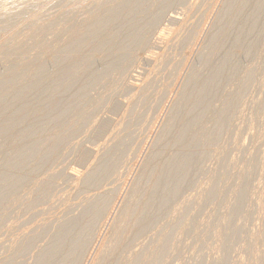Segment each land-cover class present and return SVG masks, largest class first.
Returning a JSON list of instances; mask_svg holds the SVG:
<instances>
[{
	"label": "rangeland",
	"instance_id": "374dc122",
	"mask_svg": "<svg viewBox=\"0 0 264 264\" xmlns=\"http://www.w3.org/2000/svg\"><path fill=\"white\" fill-rule=\"evenodd\" d=\"M23 1L0 0V52H5L10 47H14L17 39L23 40H21L22 46L16 52L0 56V83L6 82L3 85L4 89L0 91V99L7 96L8 101L12 102L16 98L17 93L12 92V90L18 87H21V90L27 85L30 86L33 84L32 79L34 81L33 85L39 86L37 80L40 75L39 79L43 78L41 86H35V88L33 85L27 86L28 90L26 88L28 91L26 93L30 99H27V103H36L41 100L44 93L47 94L48 92L49 94V90L52 87H57L52 79V74L54 73H57L61 77L69 78L68 80L66 79L69 84L62 80L65 82L63 87L65 85L64 88L68 89H66V92H63L64 95L60 94L58 97L60 99L62 96L60 103H62L63 97L68 99L69 97L66 96H70L71 98L68 99V103L75 99L77 106L78 100L76 96L83 89L85 95L82 92L81 97H83H78V99L80 98L78 108H76L78 110L75 109L69 115L66 113L68 115H65L66 117L63 116L64 114H61L63 117L59 114V122L57 120V124H54L55 126L36 127V123L32 121L34 118L29 119V124H27L28 119L24 121L21 116H18L19 109L17 107L19 104L18 106H7L6 112L1 114L0 175L4 173L8 177L0 178V193L3 194V197L0 199V264H40L42 255L58 241L63 222H70L72 220L70 217L74 220L75 215L80 216L81 214V217L85 216L86 211L83 212L80 209L84 207L86 210L84 203L86 196H94L96 193L102 192L109 196V200L112 202L110 203L112 210L109 208L110 215L109 211L103 212V221L99 223L100 225H97L98 223L95 225L97 226V231H101L100 233L103 235L96 231L93 243L90 244V247L88 245V247L83 249L81 264H240L239 262L241 264H253L256 261L255 256H258L261 252L264 254V235H262L264 233L262 232L264 231V218H262L264 216L262 213L264 212V174L262 172V164L264 166V140L262 141L264 139V84H262L264 83L262 82L264 80V0L244 2L239 9L240 11L237 9L230 15L231 22L229 21V25L222 30L218 29L217 24H219L225 15L228 0H212V2H215L213 4L210 2L209 9L207 7V9H204L205 11L199 10L203 8L196 9L195 14L197 16L193 12L195 15L193 17L191 13L190 20L193 21L191 24H197L199 28L196 25L192 28L193 24H189L190 34L182 36V44L181 46H177L180 49L177 48L179 52L177 49L174 51L173 47H170L172 49L170 54L173 55L168 57V61L166 60L168 63H164L166 66H162L159 69L158 64L163 62L164 57L148 61L144 59V55L146 56L149 50L162 53L168 47V37L158 42L156 39V33L162 27L169 26L170 31H174V40L178 38L177 31H179L180 25L171 21L169 22V16L176 15L177 12V15L182 13L186 7L188 8L189 2L188 0L173 1L175 3L172 2L171 4L174 6L169 3L168 9L165 8L166 12H164L165 10L163 11L162 18L157 23L155 29H153V33H150L151 40L149 39L148 43L150 45H147L148 48L142 46L141 50H139L140 48L137 49L139 50L137 56L135 54L137 50L134 51L135 53L131 54V56H135V58L129 57L134 61L128 59L130 63L128 61H125L127 64L124 62L126 68L122 67L118 70L114 69V71L112 69L111 71L113 72L105 70L103 57L104 52L107 50L105 47L108 46H102L106 49L104 52V48L102 49V47L94 52L92 51L93 49L91 50L87 46L89 49H85V56L81 57L84 62L79 61L80 65L78 64V67H73V71L71 69L72 73L68 69L67 72L69 74L65 73L64 68L58 69L51 62L53 59L43 54L42 50L45 48L54 49L69 38L70 34L74 31L84 33L90 25L97 23L102 18L103 12L107 8L109 9V7L116 5L117 3L115 2L117 0H107L99 6L84 9L82 14H73L76 18L72 16L73 19L70 22L59 20L56 17V13L58 14L60 9L69 6L73 0H31L30 2L21 4ZM164 1L168 3V0ZM154 2L156 0L153 1V4ZM148 3H146L148 8L152 6L151 11L145 5L147 11H144L148 13V16L153 11L155 13V11H160L162 8H159L162 4V2L158 4L159 0L154 5L150 4L152 0L148 1ZM210 5H213V7ZM15 6L19 7L13 12L4 13L3 10L5 8L9 7L12 9ZM156 7L159 9L157 10ZM144 11L143 13H145ZM148 11L151 12L149 13ZM143 13L141 16L146 17L147 13ZM234 14L238 15L235 16ZM243 15L245 16V21ZM183 17L185 18V15ZM250 18L252 19L250 20ZM45 21L50 23L57 22V25L43 33L39 29V26ZM225 21L221 22L223 26H226ZM239 22L243 24V27L238 24ZM247 24L249 25L247 26ZM229 27L231 28V34L227 32L230 31ZM191 31L194 32L192 33ZM222 32L225 35H222ZM259 33L261 35L258 37ZM193 34H196L194 35L195 38L193 37L192 39L195 43L192 40H189V42L187 39ZM25 35H28V38L24 37ZM241 36L242 38L245 36V39H242ZM221 38L223 39L220 41ZM225 38L226 40L228 38V40L226 41ZM91 39L94 41L93 36H86L85 41L87 40V42L85 44L91 45ZM183 39L185 43L187 42L186 44L184 43L185 45L183 44ZM216 40L220 41V53L217 48L214 50L219 42ZM177 41H175V44ZM222 41L225 43L223 44ZM252 41L254 42L253 44ZM142 50H144L143 55L140 54ZM213 54H215V58H213ZM210 57L213 58V61ZM229 58L230 60H228ZM209 60L212 62L210 61V63ZM223 63H226L224 66L225 72L227 71L226 73L224 69L222 71ZM207 64L209 65L207 66ZM233 65L236 66H234L235 71L231 72ZM90 66L95 68V80L92 83L90 82V84L88 83V85L85 84L86 86L83 84L80 87L82 77L84 76L79 78L80 82L78 77L83 75L81 73L88 70ZM220 70L224 72V75L221 72L219 73ZM76 71L80 76H78ZM106 71L108 72L106 73ZM213 71L220 74H216V81L214 79L211 81L215 77ZM233 73L234 77L232 76ZM198 74L199 76L205 75V77H200L201 80H205V78L206 80H210L209 83L211 82L210 85H213L214 91L216 90L215 84L218 87L217 89H220L219 91L216 90L217 94L214 93L217 95L215 97L218 101L214 100L216 98L211 97V95H214L212 94L214 91L210 86H208L210 91L208 88V91H204V93L208 92L207 94L202 93L203 95H201L200 92H203V90L195 92V88L197 89L195 87L197 86L196 83L201 82ZM73 75L77 77V82L71 81L74 78ZM35 76H37V80L34 78ZM210 76L213 77L211 78ZM223 76H225V79L226 77L229 78L230 81L225 80ZM4 78H6L5 81L3 80ZM191 78H195V80ZM136 79L138 81H135ZM86 81L84 83H87ZM194 81L197 82L195 83ZM30 82L32 83L30 84ZM70 82H73L72 85ZM190 83H192L193 87H191ZM129 84L134 87H131ZM146 84H148L147 86L152 84V90L147 89L149 91L146 90L147 93L145 91L142 92ZM69 85L73 89L69 90L70 87H66ZM75 85L79 86L75 87ZM191 90L194 91V94L198 93V97L207 96L202 103L205 104V101H210L213 104L214 102L212 106L217 109V112H215L216 109L212 106L208 110L209 108L205 109L202 107L204 104H199L200 107L198 106L199 108H197L201 110L195 108L196 110H193L194 114L192 110L189 111L191 113L188 112L191 115L189 117L191 122L189 119H186L189 114H185H188L187 117L185 116V119L186 121L189 120L188 123H190L185 129L186 131L189 128L184 138L188 137L190 144L188 146L178 145L179 143L175 145L174 141V146L171 145L170 147L172 143L165 145L169 133H173V136L172 133L170 134L172 139L178 137L179 128H182L185 124V122L179 123V125H182H178L179 128L175 127L176 120H178L176 118H178V114L184 107L183 104L188 101L191 95H194ZM76 92L79 94L76 95ZM142 93L144 94V98L146 95L149 99L146 98V102L142 101V99L136 101L140 96V98H143ZM208 96L211 98L207 101ZM43 97L46 98L45 96ZM58 98L56 100H59ZM67 99L63 100L67 102ZM211 99L214 101L212 102ZM45 101L48 102V99ZM140 102L142 103L140 104ZM154 102H156L157 106ZM143 103L144 105H142ZM62 106L61 109L66 108L65 105ZM79 107L82 108L81 110H89L88 112L83 111L84 114L87 113L88 118L84 114L85 117L81 116L82 111ZM197 110L199 113L203 112V114H198ZM142 112L144 113L142 114ZM205 113L208 114L206 115ZM136 114L138 115L136 116ZM192 114L195 116H192ZM199 115L205 117V124H207H204L206 128L203 131L199 129L200 127L197 126V129L194 124H191ZM201 116L197 123L200 121ZM42 118L43 116L37 119V122L39 120L40 124H42L46 117H44V120ZM207 121L208 123H206ZM31 122H34L35 128L33 129L29 127V125H33ZM181 122H183V119ZM191 129L196 132L193 133ZM190 131L193 136H189ZM181 138H183V135ZM104 144H106L105 148H103ZM29 145L33 146L32 150H28L30 148ZM54 145H58V148L55 149L56 151L48 152ZM200 151L202 155H200ZM204 151L206 154H204ZM17 152H27L30 154L25 166H15L14 158ZM187 153L193 154V158L204 155L200 161V167H192V170L188 173L190 177L188 176L182 181V183H185L181 184L180 192L175 193L172 196L173 198L171 197L172 199L166 205L164 213L162 212L157 219L155 218V222L154 220L152 221L151 228L149 227L145 232L137 233V235L135 233V235L132 234V241H130V238L127 240L128 242L126 241L122 245L123 248L119 247L122 244L123 234L138 211V201H143L144 195H148L150 191L154 192L156 184L166 178L168 172L166 164L172 158H175L177 154L182 156ZM114 165L118 168L116 169L117 173L113 176L114 178L117 177L115 180L112 177L113 179L110 181L103 182L96 191L87 187L84 178L88 169L93 166V169H102L106 166L111 168ZM239 169L242 171L241 173L244 170L247 176L241 177L239 173V179V175L237 174ZM73 170L79 171L81 176L83 175L81 179H75L71 175ZM14 179L27 181L28 185H25L27 184L25 183V187L22 185L20 186L21 188L17 187V185H13ZM202 182L205 184H202ZM26 186L28 187L26 188ZM83 191L87 192L86 194L89 192V195H84ZM81 193L82 195H80ZM157 194H160V192H157ZM189 196L191 197L189 198ZM74 203H80V206H77L79 204L74 205ZM257 205L259 206L258 208ZM259 213L262 215L260 216ZM78 216H76L77 220L80 218ZM261 219H263V226L259 223L262 222ZM258 223L261 224L262 227L258 226L263 228L262 231L258 226L255 227ZM158 224L160 225L157 226ZM81 225L88 226L84 222ZM99 227L101 230L98 229ZM258 231L261 234H258ZM253 234L261 235L263 240H260L261 242L259 241V243L256 241L257 244L254 243ZM100 235L101 237L98 239ZM102 237L103 239H101ZM252 238L254 242H252ZM145 240L146 242H144ZM140 242L142 244L141 248L139 247ZM25 243L28 246H25ZM20 246L23 247L21 248ZM135 247H138L137 250ZM19 255L21 256L17 257ZM53 264H60L58 258L53 259Z\"/></svg>",
	"mask_w": 264,
	"mask_h": 264
},
{
	"label": "bare ground",
	"instance_id": "6f19581e",
	"mask_svg": "<svg viewBox=\"0 0 264 264\" xmlns=\"http://www.w3.org/2000/svg\"><path fill=\"white\" fill-rule=\"evenodd\" d=\"M20 1V0H19ZM22 1V0H21ZM31 0H28V1H26V0H24L21 4H25V3H27V2H30ZM57 1V0H56ZM61 1V0H60ZM107 0H73V2L69 5V6H66V7H64V8H62V9H60L59 11V13L57 14L56 13V17L59 19V20H63V21H65V20H67L68 22H70L71 21V19H73L72 18V16H73V14H76V13H78V14H82L83 13V11H84V9H86V8H90V7H94V6H99L100 4H102V3H105ZM148 1H150V0H126V1H120V0H117V2H115V3H117L116 5H114V6H112V7H109V9L107 8L103 13V16H102V18L98 21V19H97V23H94V24H92V25H90L89 26V28L84 32V33H81L80 31H74L73 33H71L70 34V36H69V38H67L66 40H64L63 41V43L62 44H60V45H58V46H56L54 49H47V48H45V49H43L42 50V53L43 54H45L48 58H52L53 60H51V62H53L56 66H57V68L58 69H65V73L67 72V70L68 69H70V71H71V69L73 68V67H78V64H79V61H81V62H84V61H82V59H81V57H83V56H85V49H93L92 51H97L99 48H101L102 46H108V47H102V49H103V52L106 50V52H104V59H103V63H104V66H105V70H108V71H111L112 69H113V71H114V69L116 70H118V69H120V68H122V67H124V68H126L125 67V61H128V59H132V58H129V57H133V56H131V54H133V53H135L134 51H136L137 49H139V50H141V47L143 46L144 48L145 47H147V45H150L148 42H149V39L151 38L149 35H151L153 32L152 31H154L153 29H155V27H156V25H157V23H159V20L162 18L161 16L163 15L162 13H164V12H166V9L165 8H167L168 9V5H169V3L171 4L173 1H180V0H168V3H166L164 0L163 1H161V0H159V3L158 4H161L160 2H162V4H161V6H159V8H161V10L159 11L158 9H157V7H156V9L158 10L157 12L155 11V13H154V11L152 12V14L150 15V16H148V13L147 12H145V11H147L146 10V7L148 8V5H146V3H148ZM153 1L154 0H152V3H150V4H153ZM182 1V0H181ZM185 1V0H184ZM246 1H250V0H228V3H227V9H225L226 11H225V15H224V17L220 20V22H219V24H217L218 25V29L220 30H222L223 28H225V27H227L228 25H229V21H230V15H232L233 14V12H235L237 9H238V11H240L239 9H240V7L244 4V2H246ZM263 1V0H262ZM188 2H189V6H188V8L186 7V9L182 12V13H180V14H178L177 15V13H176V15H172L171 17L169 16V18H170V20H169V22L171 21L172 23H177V24H179L180 25V27H179V31H177V33H178V38L177 39H179L178 41H177V39L176 40H174L175 38H174V36H173V33H174V31L173 32H171L170 31V28H169V26H164V27H162L161 29H159V31L156 33V39H157V42L158 41H160V40H163V39H165V38H167L168 37V47L162 52V53H156L155 51H151V50H149V49H147V50H149L148 51V54L145 56L144 55V59L145 60H148V61H150V60H154L155 58L157 59V58H160V57H164V60H163V62L161 63V64H158V68L160 69L162 66H166L164 63L165 62H167L168 60H169V58L168 57H171V55H173V54H170V52L172 51V49L174 50V51H176V49L178 48L179 49V47H177V46H181V44H182V36L184 35H186V34H190V32H189V24H191V22H193V21H191L190 20V14L192 13L193 14V12H194V14H195V10L196 9H198V8H203V9H199V10H204L205 8L207 9V7H208V9H209V4H211L210 2H212V0H188ZM215 2V1H214ZM214 2H212V4L214 3ZM227 2V1H226ZM155 3H157V0H156V2H154V4ZM164 3V4H163ZM173 3H175V2H173ZM250 3V2H249ZM149 4V3H148ZM153 4V5H154ZM178 4V3H177ZM176 4V5H177ZM184 4V3H183ZM248 4V3H247ZM261 4V3H260ZM145 5H146V7H145ZM172 6H174L173 4H171ZM170 5V6H171ZM179 5V4H178ZM187 5H188V3H187ZM250 5H252V4H250ZM253 5H255L254 3H253ZM252 5V6H253ZM14 6V5H13ZM12 6V7H13ZM20 6V5H19ZM19 6H15V8H9V7H7V8H9V9H7V8H5L3 11H4V13H7V12H10V11H14L15 9H17ZM171 6V7H172ZM181 6V5H180ZM183 6V5H182ZM211 6V5H210ZM226 6V5H225ZM152 7V6H151ZM151 7H149L148 8V10H151ZM170 7V8H171ZM211 7H213V5L211 6ZM154 8H155V6H154ZM154 8H153V10H154ZM169 8V9H170ZM256 8V7H255ZM263 8V7H262ZM155 9V10H156ZM251 9V8H250ZM258 9V8H257ZM145 10V11H144ZM165 10V11H164ZM173 10V9H172ZM199 10H197V11H199ZM260 10H262V9H260ZM259 10V11H260ZM143 11L145 12V13H143ZM152 11V10H151ZM150 11V12H151ZM164 11V12H163ZM205 11V10H204ZM203 11V12H204ZM206 11H208V10H206ZM246 11V10H245ZM149 12V11H148ZM149 12V13H150ZM201 12V11H200ZM224 12V11H223ZM261 12V11H260ZM260 12H258V13H260ZM146 14L147 13V16L146 17H142L141 16V14ZM196 13H198V12H196ZM248 12H246V14H247ZM251 13V12H250ZM254 13V12H253ZM257 13V12H256ZM193 14V17L196 15H194ZM238 14H239V12H238ZM237 14V15H238ZM244 14V13H243ZM171 15V14H170ZM185 15V18L183 17ZM223 15V14H222ZM235 15V14H234ZM237 15H235V16H237ZM247 15H249V14H247ZM257 15H259V14H257ZM145 16V15H144ZM197 16V15H196ZM255 16V15H254ZM73 17H75V16H73ZM79 17V16H78ZM244 15H243V19H244ZM251 17V16H250ZM263 17V16H262ZM76 18V17H75ZM200 18V17H199ZM241 18V17H240ZM234 19H235V17H234ZM252 18H250V20H251ZM255 19V18H254ZM192 20H194L193 18H192ZM226 20V21H225ZM236 20V19H235ZM239 20V19H238ZM237 20V21H238ZM241 20H242V18H241ZM241 20H240V22H241ZM256 20V19H255ZM261 20V19H260ZM75 21V20H74ZM195 21V20H194ZM198 21V20H197ZM222 21H225L226 22V26L224 25H222ZM234 21V20H233ZM236 21V22H237ZM244 21H245V19H244ZM247 21L248 22H250L248 19H247ZM72 22H73V20H72ZM133 22V23H132ZM164 22V21H163ZM199 22V21H198ZM202 22H203V20H202ZM231 22V21H230ZM240 22L238 23L239 25H241L242 27H243V24H240ZM254 22V21H253ZM258 22V21H257ZM261 22V21H260ZM259 22V23H260ZM195 23V22H194ZM200 23H201V21H200ZM224 23V22H223ZM241 23H243V22H241ZM258 23V24H259ZM193 24V23H192ZM191 24V25H192ZM258 24H255V25H258ZM57 25V22H53V23H50V22H48V21H45V22H42L41 24H40V26H39V29L41 30V32H43V33H45L48 29H50V28H52V27H55ZM190 25V26H191ZM197 26V24H193L192 25V28H194V26ZM201 25V24H200ZM221 25V26H220ZM235 25H237V24H235ZM249 24H247V26H248ZM202 26V25H201ZM246 26V27H247ZM254 26V25H253ZM259 26H260V24H259ZM234 27V26H233ZM245 27V29H247ZM256 27V26H255ZM258 27V26H257ZM197 28H199V26H197ZM230 28V27H229ZM240 28V27H239ZM252 28V27H251ZM195 29H196V27H195ZM237 29V28H236ZM243 29V28H242ZM257 29V28H256ZM255 29V30H256ZM115 31V33H114V35H113V32ZM194 30V29H193ZM199 30V29H198ZM250 30V29H249ZM258 30V29H257ZM260 30V29H259ZM155 31H157V30H155ZM195 31H197V30H195ZM225 31H227V30H225ZM233 31V30H232ZM238 31V30H237ZM239 31H240V29H239ZM192 32V31H191ZM194 32V31H193ZM192 32V33H193ZM227 32H229L228 34H231V28H230V31H227ZM226 32V33H227ZM242 32V31H241ZM246 32V31H245ZM255 32V31H254ZM151 33V34H150ZM176 33V32H175ZM182 33H185V34H182ZM234 33V32H233ZM238 33V32H237ZM249 33V32H248ZM256 33V32H255ZM258 33V32H257ZM227 34V35H228ZM239 34V33H238ZM194 35H196V34H193V35H191L189 38H187L188 39V41L189 40H192L193 39V37H194ZM222 35H225L224 34V32H222ZM233 35V34H232ZM231 35V36H232ZM234 35H235V33H234ZM244 35V34H243ZM251 36H252V34H250ZM254 35V34H253ZM259 35H261L260 33L258 34V37H259ZM28 35H25L24 37H27ZM86 36H93L94 37V41H92V39H91V41H90V43H91V45L90 44H88V45H86L85 44V42H87V40L85 41V37ZM181 36V37H180ZM183 36V37H184ZM249 36V35H248ZM256 36V35H255ZM238 37V36H237ZM245 37V36H244ZM243 37V38H244ZM28 38V37H27ZM195 38V37H194ZM241 38H242V36H241ZM240 38V39H241ZM242 38V39H243ZM21 39V38H20ZM154 39V38H153ZM186 39V40H187ZM223 38H221L220 39V41L222 40ZM231 39H233V38H231ZM237 39V38H236ZM239 39V40H240ZM245 39V38H244ZM252 39V38H251ZM17 40H19V39H17ZM16 40V42H15V46L14 47H10L7 51H5V52H0V56H2V55H4L5 54V56H6V53H8V54H10V53H14V52H16V50L20 47V46H22V42H21V40H19V41H17ZM90 40V39H89ZM151 40V39H150ZM225 40H226V38H225ZM224 40V41H225ZM227 40H228V38H227ZM226 40V41H227ZM230 40V39H229ZM235 40V39H234ZM248 40V39H247ZM23 41V40H22ZM25 42H26V40H24ZM175 41H177V43L175 44ZM181 41V42H180ZM185 40L183 39V44L185 43L184 42ZM216 41H219V40H216ZM220 41L218 42V44H217V47H215L214 48V50L217 48V50H218V52L220 51V48H219V46H220ZM231 41V40H230ZM233 41V40H232ZM190 42V41H189ZM188 42V44H190ZM192 42L193 43H195L193 40H192ZM234 42V41H233ZM245 42V41H244ZM250 42V41H249ZM153 43H155V42H153ZM180 43V44H179ZM187 43V42H186ZM185 43V44H186ZM192 43V44H193ZM222 43H223V41H222ZM225 43V42H224ZM223 43V44H224ZM254 42L252 41V44H253ZM255 43H257L256 41H255ZM184 44V45H185ZM251 44V43H250ZM90 45V46H89ZM154 45V44H153ZM89 48H88V47ZM223 46V45H222ZM231 46V45H230ZM237 46V45H236ZM236 46H235V48H236ZM142 47V48H143ZM172 49H171V48ZM183 47V46H182ZM221 47V46H220ZM224 47V46H223ZM243 47V46H242ZM257 47V46H256ZM171 50H170V49ZM229 48V47H228ZM247 48V47H246ZM102 49H100V50H102ZM178 49H177V51H178ZM244 49V48H243ZM90 50V51H91ZM139 50H137L136 51V56H137V52L139 51ZM145 50V49H144ZM144 50H142V51H140V54H142L143 55V51ZM160 50H162V49H160ZM169 50V51H168ZM180 50V49H179ZM217 50H216V52H217ZM222 50V49H221ZM252 50V49H251ZM102 52V51H101ZM179 52V51H178ZM177 52V53H178ZM215 52V51H214ZM213 52V53H214ZM215 52V53H216ZM231 52V51H230ZM234 52V51H233ZM263 52V51H262ZM87 53V52H86ZM91 53H93V52H91ZM139 53V52H138ZM146 53V52H145ZM176 53V54H177ZM220 53V52H219ZM225 53V52H224ZM241 53V52H240ZM251 54V53H250ZM260 54V53H259ZM262 54V53H261ZM88 55H90L89 53H88ZM87 55V56H88ZM141 55V56H142ZM170 55V56H169ZM174 55H175V52H174ZM213 55H214V57H213ZM212 55V57L213 58H215V54H213ZM217 55V54H216ZM220 55V54H219ZM227 55H228V53H227ZM230 55V54H229ZM242 55V54H241ZM139 56V55H138ZM173 57V56H172ZM233 57H234V55H233ZM232 57V58H233ZM135 58V56L133 57V59ZM209 58V57H208ZM211 58V57H210ZM213 58H211V60L213 59ZM226 58V57H225ZM132 59V60H133ZM168 59V60H167ZM171 59V58H170ZM173 59V58H172ZM235 59V58H234ZM261 59V58H260ZM167 60V61H166ZM211 60H209V62L211 61ZM228 60H230V58L228 59ZM232 61H233V59H231ZM237 60V59H236ZM134 61V60H133ZM213 61V60H212ZM211 61V62H212ZM217 61V60H216ZM225 61V60H224ZM235 61V60H234ZM258 61V60H257ZM80 62V63H81ZM125 62V63H124ZM132 62V61H131ZM170 62V61H169ZM208 62V61H207ZM206 62V63H207ZM208 62V63H209ZM210 62V63H211ZM215 62V61H214ZM231 62V61H230ZM128 63H130L129 61H128ZM168 63V62H167ZM227 63H228V61H227ZM235 63V62H234ZM127 64V63H126ZM164 64V65H163ZM217 65H218V63H216ZM215 64V65H216ZM226 64V63H225ZM225 64L223 63V68H222V71H223V69H224V66H225ZM251 64V63H250ZM253 64V63H252ZM80 65V64H79ZM131 65V64H130ZM209 64H207V66H208ZM211 65V64H210ZM220 65V64H219ZM230 65V64H229ZM206 66V67H207ZM234 66L235 65H233V70L231 71V72H233V71H235L234 69ZM249 66V65H248ZM128 67V66H127ZM210 67V66H209ZM236 67V66H235ZM123 68V69H124ZM215 68V67H214ZM219 68H221V67H219ZM230 68V67H229ZM228 68V71L230 70ZM76 69V68H75ZM95 68L93 67V66H90L89 68H88V70H86L84 73H81V74H83V75H81L80 76V74H78V72L76 71V73L78 74V76H80V77H78V79L79 78H81L82 76H84V77H82L83 79L81 80V85L79 84V83H77V84H79L80 85V87L84 84H86V85H88V83L90 84V82L92 83L94 80H95V74L94 73H96V71L94 70ZM74 69H72V71H73ZM104 70V69H103ZM162 70V69H161ZM225 70L226 69H224V72H225ZM72 71H71V73H72ZM108 71H106V73L108 72ZM113 71H111V72H113ZM159 71V70H158ZM205 71V70H204ZM211 71V70H210ZM209 71V72H210ZM215 71V70H214ZM213 71V73H214V75H215V77L214 78H212L213 76H210L209 78L211 79V81L214 79L215 81L217 80V78H216V74H218V73H215V72H217V71H215L214 72ZM75 72V71H74ZM73 72V73H74ZM105 72V71H104ZM123 72V71H122ZM198 72V71H197ZM221 72V70L219 71V73ZM224 72H221V74L222 75H224L223 73ZM227 72V71H226ZM225 72V73H226ZM230 72V71H229ZM228 72V73H229ZM244 72H246V71H244ZM68 73V72H67ZM71 73H70V75H71ZM200 73V72H199ZM206 73V72H205ZM205 73H203V74H205ZM235 73V72H234ZM234 73H233V77H234ZM69 74V73H68ZM121 74V73H120ZM231 74V73H230ZM229 74V75H230ZM74 75H75V73H74ZM73 75V77L75 78H73V80H71V81H73V82H77V77H75ZM193 75V74H192ZM211 75H212V73H211ZM218 75H220V74H218ZM217 75V76H218ZM229 75H226V76H229ZM242 75V74H241ZM40 76V75H39ZM39 76H38V80H37V76H35L34 78L38 81L37 83H38V85L39 86H41L42 84H43V78H40L39 79ZM135 76V75H134ZM195 76V75H194ZM204 77H205V75H203ZM203 76H199V74H198V77H199V79H200V77H203ZM209 76V75H208ZM232 76H229V77H232ZM42 77V76H41ZM193 77V76H192ZM207 77V76H206ZM224 77V79H225V76H223ZM8 78V77H7ZM11 78V77H10ZM9 78V79H10ZM84 78H85V80H84ZM197 78V77H196ZM209 78H207V79H209ZM216 78V79H215ZM220 78V77H219ZM34 79V80H35ZM51 79V78H50ZM52 79H53V81L56 83V85H57V87H52L50 90H49V94H48V92H47V94H45L44 93V95L43 96H45L46 98H44L42 95V97H41V100H39V101H41V102H36V103H27V99H29V96H28V94L26 93V92H28L27 90H28V88H27V86H29V85H27L26 87H24V88H22L21 90H20V88L21 87H18V88H16V89H13L12 90V92H17L16 93V98L12 101V102H9L8 101V97L7 96H5V97H3V98H1L0 99V117H1V114L3 113L4 114V112H6L5 111V109H6V107L7 106H9V105H12V106H14V105H17L18 106V104H19V106L17 107V109H19V111H18V116H21V118H23L24 119V121L25 120H27L28 119V123L27 124H29V119H31V118H34V120H32V121H34L36 124V127L37 126H41V127H44V126H47V127H50V126H53L56 122H57V120L59 119L58 118V116H59V114L61 115V114H64L63 116H68L69 115V113H71V112H74L75 111V109L76 108H78L77 106H78V104H79V102L78 101H80V98L78 99V97H81V95H82V92H83V94L85 93L84 92V89L83 90H81L82 92H79V93H77L76 92V95L77 94H79V95H73V97L74 98H76L78 101H77V106H76V100L74 99V101L73 100H71V102L70 103H68V99H70L71 97L70 96H66V97H69L68 99L67 98H64L63 97V99H67V102L66 101H64L63 99H62V103L65 105V109L63 110V109H61V106L63 105L62 103H60L61 102V97H60V99L58 98L59 96H60V94L61 95H64V91L66 92V89H68V88H64L65 87V85H64V87H63V84L65 83V82H63V81H66V79H67V77H65L64 78V76L63 77H61V76H59L57 73H54V74H52ZM65 79V80H64ZM69 79V78H68ZM67 79V80H68ZM71 79V78H70ZM173 79V78H172ZM171 79V80H172ZM191 79H194L195 80V78H191ZM231 79H233V78H231ZM4 81L6 80V78H4L3 79ZM63 80V81H62ZM84 80V81H83ZM87 80V81H86ZM118 80H119V78H118ZM123 80V79H122ZM151 80V79H150ZM153 80V79H152ZM155 80V79H154ZM201 80V79H200ZM225 80H228V81H230L229 80V78H227L226 77V79ZM83 81V82H82ZM87 82V83H84V82ZM135 81H138L137 79L135 80ZM199 81V80H198ZM209 81L210 80H206V78H205V80H201V82L199 83V82H195L196 83V85L197 86H195V83L193 82V85L195 86V87H197V89L195 88V92H200V91H202L203 90V92H200V94L201 95H203V94H205L204 93V91H208V86H210V88L213 86H211L210 85V83H209ZM214 81V82H215ZM221 82H222V80H220ZM239 81V80H238ZM0 82H1V80H0ZM7 82H8V80H7ZM32 82H33V84H34V81H33V79H32ZM32 82H30V84L32 83ZM63 82V83H62ZM73 82H70L71 83V85H72V83ZM79 82H80V79H79ZM113 82V81H112ZM112 82H111V86H112ZM128 82V81H127ZM173 82V81H172ZM189 82H191V81H189ZM213 82V83H214ZM262 82H264V80L262 81ZM6 83V82H5ZM5 83H3V84H1L0 83V91L1 90H3L4 89V87H3V85L5 84ZM66 83H68L67 81H66ZM153 83V82H152ZM209 83V84H208ZM212 83V84H213ZM218 83V82H217ZM33 84H31L30 86H32ZM35 84H36V81H35ZM62 84V85H61ZM69 84V83H68ZM76 84V83H75ZM107 84H109V83H107ZM133 85H135L134 83H132ZM191 85H192V83H190ZM189 84V85H190ZM223 84V83H222ZM226 84H227V82H226ZM262 84H264V83H262ZM78 85V86H79ZM85 85V86H86ZM106 85V84H105ZM115 85V84H114ZM131 87H134L133 85H131V84H129ZM148 84H146V86L142 89V92L143 91H145V93H147L146 92V90L148 89V90H152L151 89V86H152V84L150 85L149 84V86H147ZM167 85V84H166ZM172 85V84H171ZM193 85L191 86V87H193ZM220 85V84H219ZM218 85V86H219ZM259 85H261V84H259ZM29 86V87H30ZM36 87H39V86H37V85H35ZM35 86L33 85V87L35 88ZM77 85H75V87H76ZM77 86V87H78ZM107 86H109V85H107ZM222 86V85H221ZM66 87H70V85L69 86H66ZM72 87V86H71ZM69 88V90L70 89H73V87H74V84H73V87L72 88ZM149 87V88H148ZM153 87H154V84H153ZM215 89L216 90H218L217 88V86H216V84H215ZM225 87H227V86H225ZM26 88H27V90H26ZM42 88V87H41ZM111 88V87H110ZM118 88V87H117ZM208 88V89H207ZM220 88V87H219ZM37 89V88H36ZM64 89V90H63ZM134 89V88H133ZM199 89V90H198ZM26 90V91H25ZM39 90V89H38ZM42 90V89H41ZM40 90V91H41ZM147 90V91H148ZM194 90V89H193ZM193 90H191L192 91V93L194 94V91ZM212 90L214 91V88L212 87ZM216 90L212 93V94H214V93H216L217 94V92H216ZM220 90V89H219ZM218 90V91H219ZM31 91V90H30ZM109 91H111V90H109ZM209 91H210V89H209ZM27 94H25V93ZM42 92V91H41ZM67 92H69V91H67ZM149 92V91H148ZM109 93V92H108ZM122 93V92H121ZM151 93H152V91H151ZM203 93V94H202ZM208 93V92H207ZM206 93V94H207ZM211 93V92H210ZM43 94V93H42ZM110 94V93H109ZM67 95H69V94H67ZM85 95V94H84ZM125 95V94H124ZM141 95H143V98H137V100L136 101H138L139 99H142V101H145L146 102V95H145V98H144V94L142 93ZM148 95V94H147ZM196 95H197V97H196ZM209 95V94H208ZM211 95V94H210ZM48 96V97H47ZM54 96H56V97H54ZM113 96V95H112ZM135 96V95H134ZM149 96V95H148ZM199 96V94L198 93H196V94H194V95H191L190 96V98L188 99V101L187 102H185L184 104H183V108H182V110H181V112L177 115L178 116V118H176V119H178V120H176V126L175 127H178L179 128V126H181L182 124H180L179 125V123H184L185 122V124L183 125V127L182 128H179L180 129V132H179V136L177 135V134H175V135H177L178 137H175L174 139H172V137H170V134L172 133H169V137L171 138H169V137H167V143L165 142V145H167V144H170V143H172V144H170V147H171V145H173V143H174V141H175V145L176 144H178V145H183V146H188L190 143H189V141H188V137H186V138H184V136H185V133L189 130V128L185 131V129L187 128V126L189 125V123L191 122V119H189V117H191V115L189 114V113H191V112H189V111H191L192 110V113L196 110V109H198L200 106H199V104L200 105H202V104H204V103H202L203 101H204V99H205V97H207V96H205V97H202V96H200V97H198ZM215 96H217V95H211V97H214V98H216ZM73 97H72V99H73ZM83 97V96H82ZM81 97V98H82ZM116 97H119V96H116ZM125 97V96H124ZM211 97H209L208 96V98H207V101L208 100H210V98ZM56 98H58L59 100H56ZM110 98V97H109ZM151 98V97H150ZM222 98H224V97H222ZM39 99V98H38ZM46 99H48V102H46L45 100ZM121 99V98H120ZM147 99H149V98H147ZM160 99V98H159ZM158 99V100H159ZM30 100V99H29ZM43 100V101H42ZM129 100V99H128ZM130 100H132V99H130ZM157 100V101H158ZM215 101L217 100L218 101V99L216 98V99H214ZM213 100V101H214ZM221 100V99H220ZM59 101V102H58ZM154 101H156V100H154ZM156 101V102H157ZM211 101H212V99H211ZM212 101V102H213ZM224 101H225V99H224ZM30 102V101H29ZM35 102V101H34ZM144 102V103H145ZM148 102V101H147ZM156 102H154L155 104H156ZM68 105H67V104ZM142 102H140V104H141ZM144 103L142 104V105H144ZM150 103V102H149ZM152 103V102H151ZM126 104H127V102H126ZM135 104H136V102H135ZM139 104V103H138ZM213 104H214V102H213ZM210 101H208V102H206L205 101V104H204V106L202 105V107L203 108H209V107H211L212 105H213ZM59 105H61V106H59ZM63 105V106H64ZM82 105V104H81ZM137 105V104H136ZM148 105V104H147ZM11 106V107H12ZM62 106V107H63ZM113 106V105H112ZM130 106V105H129ZM138 106V105H137ZM152 106V105H151ZM156 106H157V104H156ZM199 106V107H198ZM216 106V105H215ZM10 107V106H9ZM142 107V106H141ZM146 107V106H145ZM198 107V108H197ZM214 109H216L214 106H212ZM13 108V107H12ZM15 108V107H14ZM80 108V107H79ZM83 108H84V106H83ZM97 108V107H96ZM136 108V107H135ZM139 108H140V105H139ZM196 108V109H195ZM7 109H8V107H7ZM6 109V110H7ZM82 108H80V110H81ZM143 109V108H142ZM195 109V110H194ZM214 109H212V110H214ZM76 110H78V109H76ZM85 109H83V110H81L82 112V115H81V113H80V115L81 116H86L87 115V113H83V111H84ZM141 110V109H140ZM194 110V111H193ZM198 110H201V109H198ZM197 110V111H198ZM203 110V109H202ZM208 110H210V108L208 109ZM86 112H88L87 110H85ZM136 111V110H135ZM143 111H145V110H143ZM215 111V110H214ZM213 111V112H214ZM77 113H78V111H76ZM137 112V111H136ZM140 112V111H139ZM138 112V113H139ZM189 112V113H188ZM203 112H205L204 110H203ZM203 112H200L201 113V115L203 114ZM210 112V111H209ZM208 112V113H209ZM215 112H217V109H216V111ZM66 113H68V115L66 114ZM76 113V114H77ZM91 113V112H90ZM141 113V112H140ZM139 113V114H140ZM144 112H142V114H143ZM186 113H188L187 115H188V117H187V115H185ZM198 114H200L199 113V111L197 112ZM207 113V114H208ZM84 114V115H83ZM89 114V113H88ZM92 114H93V112H92ZM194 114V113H193ZM192 114V116H195V115H197L196 113H195V115H193ZM206 114V113H205ZM206 114V115H207ZM78 115V114H77ZM94 115V114H93ZM138 114H136V116H137ZM184 115V116H183ZM201 115H199V117L201 116ZM43 116V118H42V120H44L45 118L44 117H46V119L44 120V122L42 123V121H41V123L42 124H40V122H39V120H38V122H37V119H39L40 117H42ZM62 116V115H61ZM60 116V117H61ZM62 116V117H63ZM65 116V117H66ZM79 116V115H78ZM84 116V117H85ZM142 116V115H141ZM176 116V117H177ZM187 118H186V117ZM198 116V115H197ZM197 116H196V118H197ZM77 117V116H76ZM80 117V116H79ZM84 117H82L83 119H84ZM87 118H88V115L86 116ZM93 117V116H92ZM135 117V116H134ZM199 117L195 120V117H194V122L193 123H191V124H194V126L195 127H200L199 129L200 130H205V126H204V124H205V117L204 116H201V119H200V121L197 123V121H198V119H199ZM91 118V117H90ZM94 118V117H93ZM136 118V117H135ZM138 118V117H137ZM140 118V117H139ZM189 119L190 120V122L188 123V121L189 120H187L186 121V119ZM182 119H183V122H181L182 121ZM85 120V119H84ZM94 120V119H93ZM137 120V119H136ZM193 120V119H192ZM207 120V119H206ZM209 120V119H208ZM264 120V119H263ZM31 121V120H30ZM87 121V120H86ZM90 121V120H89ZM91 121H92V118H91ZM90 121V122H91ZM34 122H31V124H33ZM58 122H59V120H58ZM98 122V121H97ZM101 122V121H100ZM210 122V121H209ZM211 122H212V120H211ZM89 123V122H88ZM91 123H93V122H91ZM95 123H96V121H95ZM135 123H136V121H135ZM206 123H208V121L206 122ZM57 124V123H56ZM87 124V123H86ZM263 124H264V122H263ZM179 125V126H178ZM205 125H207V124H205ZM209 125V124H208ZM33 126V127H32ZM55 126V125H54ZM131 126V125H130ZM133 126V125H132ZM28 127V126H27ZM29 127H31V129H33V128H35V126H34V124L33 125H29ZM28 127V128H29ZM85 127V126H84ZM198 127H197V129H198ZM132 128V127H131ZM127 129V128H126ZM178 129V130H179ZM20 130H22V129H20ZM177 130V131H178ZM194 130V129H193ZM103 131V130H102ZM127 131V130H126ZM175 131H176V129H175ZM185 131V132H184ZM191 131H192V129H191ZM191 131H190V135L189 136H193V134L191 133ZM72 132H75V131H72ZM78 132V131H77ZM76 132V133H77ZM81 132V131H80ZM100 132V131H99ZM174 132V131H173ZM193 133L194 132H196V131H192ZM101 133V132H100ZM184 133V134H183ZM72 134V133H71ZM79 134V133H78ZM118 134V133H117ZM120 134V133H119ZM264 134V133H263ZM100 135H102V134H100ZM174 135V136H175ZM182 135H183V138H181L182 137ZM119 136V135H118ZM172 136H173V133H172ZM264 136V135H263ZM262 136V137H263ZM261 137V138H262ZM113 138V137H112ZM255 138V137H254ZM117 139V138H116ZM260 139V138H259ZM112 140V139H111ZM264 139H262V141H263ZM261 141V140H260ZM261 141V142H262ZM259 142V141H258ZM264 143V142H263ZM260 144V143H259ZM258 145V144H257ZM263 145V144H262ZM30 146V148L28 149V150H32L33 149V146L32 145H29ZM105 146H106V144H104L103 145V148H105ZM174 146V145H173ZM259 146V145H258ZM1 147H3V146H1ZM178 147V146H177ZM263 147V146H262ZM4 148H5V146H4ZM58 148V145H54V146H52L50 149H49V151L48 152H54V151H56L55 149H57ZM174 148V147H173ZM254 149V148H253ZM4 150V149H3ZM206 150H208V149H206ZM201 152V151H200ZM202 152H203V150H202ZM202 152H201V154L200 155H202ZM255 152V151H254ZM264 152V151H263ZM179 153V152H178ZM186 153V152H185ZM212 153V152H211ZM204 154H206L205 153V151H204ZM216 154V153H215ZM30 154L29 153H22V152H17L16 154H15V158H14V163H15V166L16 167H22V166H25L26 165V163H27V160H28V156H29ZM199 155V154H198ZM194 156L195 158H193V154H191V153H187L186 155H180V154H177V156H175V158H172L171 160H170V162H168L167 164H166V168H167V176H166V178L165 179H162L161 181H159L157 184H156V186H155V191L153 192V191H150L149 192V196L148 195H144V197H143V201H138V204H137V208H138V211L136 212V214L134 215V217H133V219H132V221L129 223V225H128V227H127V229H126V231H125V233L123 234V238H122V244L119 246V247H122V245H124L125 243H126V241L128 240V239H130V241H132V237H131V235L132 234H136L137 235V233H142L143 231L145 232V230L146 229H149V227H150V225H152L153 223H152V221L156 218H158V216L164 211V209H165V207H166V205L169 203V200H171L173 197V195L175 194V193H178V192H180L179 190H180V186H181V184H184V183H182V181L183 180H185V178H187L189 175H188V173H190V171L192 170V167L194 168L195 166L197 167V168H199L200 167V161H201V159L204 157V155L203 156ZM252 155V154H251ZM171 156V155H170ZM264 156V155H263ZM207 160H208V158H206ZM214 159V158H213ZM264 159V158H263ZM208 162V161H207ZM261 162H263V161H261ZM207 165V164H206ZM199 166V167H198ZM94 167V166H93ZM93 167L92 168H90V169H88V172L87 173H85V182H86V185H87V187H89V189H95L94 191H96L97 190V188L103 183V182H107L108 180L110 181L111 179H113L114 177L113 176H115V173H117L116 172V169H118V168H116V165H114L113 167H111V168H108L107 166L105 167V168H102V169H93ZM195 167V168H196ZM188 169H189V171H188ZM263 169V170H262ZM262 172H263V174H264V166H263V164H262ZM241 170H243V169H241ZM118 171V170H117ZM193 171H194V169H193ZM199 171V170H198ZM198 171H196V172H198ZM239 171H240V169H239ZM238 171V175H239V173L241 174V177H245V176H247L246 174H245V172H244V170H243V173H241L242 171H240L239 172ZM85 172V171H84ZM202 172V171H201ZM83 173V172H82ZM200 173V172H199ZM198 173V174H199ZM169 174V175H168ZM71 175L75 178V179H81V177L83 176H81V174H80V172L79 171H76V170H73L72 172H71ZM119 175V174H118ZM262 175V174H261ZM116 176H117V174H116ZM199 176V175H198ZM236 176V175H235ZM8 177V175L7 174H1L0 175V178H7ZM113 177V178H112ZM190 177V176H189ZM200 177V176H199ZM237 177V176H236ZM115 178H117V177H115ZM115 178H114V180H115ZM239 179H240V175H239V177H238ZM193 179V178H192ZM198 179V178H197ZM199 180V179H198ZM237 180V179H236ZM189 181V180H188ZM191 181V180H190ZM193 182H194V179H193ZM25 183H27V181H20L19 179H14L13 180V185H17V187H20L21 185L23 186V187H25L24 186V184ZM111 183H113V182H111ZM202 184H205V183H203L202 182ZM202 184H201V187H202ZM25 185H28V183L27 184H25ZM185 186V185H184ZM199 186V185H198ZM239 186V185H238ZM22 187V188H23ZM28 186H26V188H27ZM86 187V188H87ZM21 188V187H20ZM183 188V187H182ZM190 188V187H189ZM188 188V189H189ZM193 188V187H192ZM260 188V187H259ZM23 189H25V188H23ZM88 189V188H87ZM199 189V188H198ZM203 189V188H202ZM263 189V188H262ZM92 190V191H93ZM86 191V190H85ZM88 191V190H87ZM90 191V190H89ZM254 191H255V189H254ZM91 192V191H90ZM157 192H160V194H157ZM235 192V191H234ZM83 193H84V195L87 193H85L84 191H83ZM80 195H82V193L80 194ZM86 195H89V192H88V194H86ZM191 195V194H190ZM195 195V194H194ZM147 196V197H146ZM196 196H197V194H196ZM221 196V195H220ZM233 196V195H232ZM3 197V194L2 193H0V199ZM79 197V196H78ZM146 197V198H145ZM172 197V198H171ZM191 196H189V198H190ZM188 198V197H187ZM81 199V198H80ZM77 200V199H76ZM82 200V199H81ZM176 200V199H175ZM194 200V199H193ZM83 201V200H82ZM82 201H81V203H82ZM259 201V200H258ZM79 202V201H78ZM260 202V201H259ZM84 203H85V208H86V210L84 209V207H83V209H80V210H82L83 212H85L86 211V213H85V216L83 215V217H81L82 215L80 214V216H78V215H75V219L77 220V217L76 216H78V218L80 217V218H82L81 220H80V218L76 221L75 219V221L73 220V218L72 217H70V219H72L71 221L68 219V217H67V219L70 221V222H63V224H62V227H61V230H60V233H59V236H58V241L55 243V245L54 246H52L46 253H44V255H42V260H41V262H40V264H53V259H55V258H58V261H59V263L60 264H81V257H82V255H83V249L85 248V247H88V245H89V247H90V244H92L93 243V240H94V238L96 237L95 235H96V233L97 232H99V230L97 231V226H95L97 223V225H100L99 223L100 222H102L103 221V219H102V213L103 212H105V211H109V215H110V209L112 208V205H111V208H110V203H112L110 200H109V196L108 195H106V194H104V192H102V193H96L94 196H86V198H85V200H84ZM180 203H181V201H180ZM76 203H74V205H75ZM77 204H79V205H77ZM76 205L77 206H80V203H77ZM179 204V203H178ZM262 204V203H261ZM82 205V204H81ZM259 205V204H258ZM257 205V208L259 207ZM84 206V205H83ZM178 206V205H177ZM180 206V205H179ZM182 206H183V204H182ZM182 206H180V207H182ZM74 207V206H73ZM76 207V206H75ZM264 207V206H263ZM262 207V208H263ZM77 208V207H76ZM110 208V209H109ZM78 209V208H77ZM109 209V210H108ZM162 209V210H161ZM73 210V209H72ZM112 210V209H111ZM181 211V210H180ZM263 211V210H262ZM78 212H79V210H78ZM81 212V211H80ZM259 212V211H258ZM72 213V212H71ZM164 213V212H163ZM172 213V212H171ZM170 213V215H172ZM223 213V212H222ZM263 214H264V212H262ZM70 214V213H69ZM175 214V213H174ZM260 214V213H259ZM253 215V214H252ZM262 214H260V216H261ZM70 216V215H69ZM248 216V215H247ZM257 216V215H256ZM73 217H74V214H73ZM225 217V216H224ZM259 217V216H258ZM161 218V217H160ZM246 218V217H245ZM262 218H264V216L262 217ZM109 219V218H108ZM155 219V220H156ZM226 219V218H225ZM225 219H223V220H225ZM259 219H260V217H259ZM67 220V221H68ZM110 220V219H109ZM155 220H154V222H155ZM172 220V219H171ZM222 220V221H223ZM105 221V220H104ZM107 221V220H106ZM168 221V220H167ZM221 221V220H220ZM261 221L262 222H259V223H261L262 224V226H263V219H261ZM86 223L88 226H83V225H81L82 223ZM159 222V221H158ZM227 222V221H226ZM256 222V221H255ZM162 223H164V222H162ZM162 223H161V225H162ZM204 223V222H203ZM228 223V222H227ZM249 223V222H248ZM257 224L255 227H257L258 225L260 226V227H262L261 226V224ZM103 224V223H102ZM166 224V223H165ZM168 224V223H167ZM224 224V223H223ZM160 224H158L157 226H159ZM204 225V224H203ZM228 225V224H227ZM253 225V224H252ZM163 226V225H162ZM222 226V225H221ZM223 226H225V225H223ZM240 226V225H239ZM254 226V225H253ZM258 226V227H259ZM107 227V226H106ZM153 227V226H152ZM219 227V226H218ZM259 227V228H260ZM104 228H105V225H104ZM151 228V227H150ZM238 228V227H237ZM245 228V227H244ZM247 228V227H246ZM264 228V227H263ZM263 228H260V230L262 231L263 230ZM98 229H100L101 230V228L99 227ZM221 229V228H220ZM102 230H103V228H102ZM153 230V229H152ZM258 230V229H257ZM97 231V232H96ZM110 231V230H109ZM223 231V230H222ZM253 231V230H252ZM101 232V231H100ZM99 232V233H100ZM106 232V231H105ZM220 232V231H219ZM255 232V231H254ZM262 232H264V231H262ZM217 233V232H216ZM100 234H102V233H100ZM106 234V233H105ZM134 234V235H135ZM147 234V233H146ZM159 234V233H158ZM258 234H261V232L259 233V231H258ZM258 234H253L252 236H253V238H254V240H255V242H254V240H253V238L251 239L252 240V242H254V243H256L257 244V242L259 243V241L260 240H263L262 238H261V235H258ZM103 235V234H102ZM107 235V234H106ZM219 235V234H218ZM246 235H248V234H246ZM262 235H264V233L262 234ZM147 236V235H146ZM217 236V235H216ZM243 236H245V235H243ZM99 237V238H98ZM97 238L98 239H100V237H101V235L100 236H98ZM104 237V236H103ZM103 237L101 238V239H103ZM150 237V236H149ZM144 238V237H143ZM141 239V238H140ZM146 239V238H145ZM215 239V238H214ZM222 239V238H221ZM107 240V239H106ZM140 241V240H139ZM257 241V242H256ZM30 242V241H29ZM96 242H97V240H96ZM98 242H99V240H98ZM128 242V241H127ZM144 242H146V240L144 241ZM221 242V241H220ZM251 242V241H250ZM261 242V241H260ZM28 243V242H27ZM27 243H25L26 245L25 246H28L27 245ZM139 243V242H138ZM137 243V244H138ZM249 243V242H248ZM136 244V243H135ZM21 245H22V243H21ZM141 242H140V248H141ZM127 246V245H126ZM125 246V247H126ZM138 246V245H137ZM245 246V245H244ZM21 247V246H20ZM23 247V246H22ZM21 247V248H22ZM101 247V246H100ZM20 248V249H21ZM123 248V247H122ZM121 248V249H122ZM136 248V247H135ZM138 248V247H137ZM137 248H136V250H137ZM120 249V248H119ZM257 249V248H256ZM252 250V249H251ZM24 251H25V249H24ZM22 252V251H21ZM137 252V251H136ZM24 253V252H23ZM22 253V254H23ZM257 253V252H256ZM260 253V252H259ZM20 254V253H19ZM42 254V253H41ZM130 254V253H129ZM210 254V253H209ZM250 255V254H249ZM253 255V254H252ZM21 255H19V256H17V257H20ZM217 257V256H216ZM215 257V258H216ZM249 257V256H248ZM247 257V258H248ZM242 258V257H241ZM240 258V259H241ZM253 258V257H252ZM251 258V259H252ZM254 258H256L255 260V262L254 261H251V262H254L253 264H264V254L261 252L258 256H255ZM219 259V258H218ZM238 259V258H237ZM249 261V262H250ZM216 262V261H215ZM218 262V261H217ZM244 262V261H243ZM240 264H241V262H239ZM237 264V263H236ZM245 264V263H244ZM249 264H251V263H249Z\"/></svg>",
	"mask_w": 264,
	"mask_h": 264
}]
</instances>
